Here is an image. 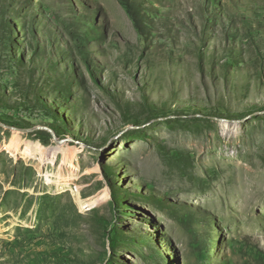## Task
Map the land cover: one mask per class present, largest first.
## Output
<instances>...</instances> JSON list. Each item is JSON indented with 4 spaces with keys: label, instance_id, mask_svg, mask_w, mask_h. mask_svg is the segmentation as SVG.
<instances>
[{
    "label": "rangeland",
    "instance_id": "374dc122",
    "mask_svg": "<svg viewBox=\"0 0 264 264\" xmlns=\"http://www.w3.org/2000/svg\"><path fill=\"white\" fill-rule=\"evenodd\" d=\"M124 1L0 0V264H264V0Z\"/></svg>",
    "mask_w": 264,
    "mask_h": 264
},
{
    "label": "trees",
    "instance_id": "16d2710c",
    "mask_svg": "<svg viewBox=\"0 0 264 264\" xmlns=\"http://www.w3.org/2000/svg\"><path fill=\"white\" fill-rule=\"evenodd\" d=\"M119 1L121 2V4H123L124 6H126V3H125L124 0H119ZM131 11H132V10L128 9V12H129L131 15H133L132 17H133V19H135L134 21H135V23L137 24V29L142 33V32L144 31V27H145V26L140 22V21H141V15H140V14H137V15H139V16H134V15H136V14H132ZM135 17H137V19H136Z\"/></svg>",
    "mask_w": 264,
    "mask_h": 264
},
{
    "label": "water",
    "instance_id": "95a60500",
    "mask_svg": "<svg viewBox=\"0 0 264 264\" xmlns=\"http://www.w3.org/2000/svg\"><path fill=\"white\" fill-rule=\"evenodd\" d=\"M54 138H55V141L59 142V140H58V139H56L55 135H54Z\"/></svg>",
    "mask_w": 264,
    "mask_h": 264
}]
</instances>
